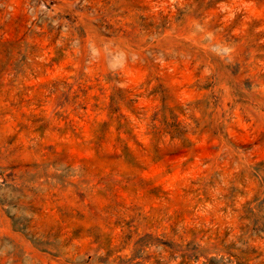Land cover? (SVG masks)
Returning <instances> with one entry per match:
<instances>
[{"label": "rangeland", "instance_id": "1", "mask_svg": "<svg viewBox=\"0 0 264 264\" xmlns=\"http://www.w3.org/2000/svg\"><path fill=\"white\" fill-rule=\"evenodd\" d=\"M0 264H264V0H0Z\"/></svg>", "mask_w": 264, "mask_h": 264}]
</instances>
